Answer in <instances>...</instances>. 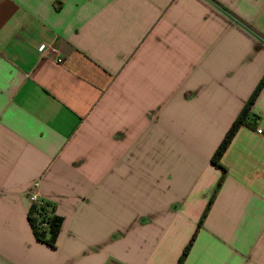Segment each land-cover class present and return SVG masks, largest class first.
Segmentation results:
<instances>
[{
    "label": "crops",
    "instance_id": "1",
    "mask_svg": "<svg viewBox=\"0 0 264 264\" xmlns=\"http://www.w3.org/2000/svg\"><path fill=\"white\" fill-rule=\"evenodd\" d=\"M252 34L264 0H0V264H177L194 236L185 264H264V88L212 163L264 78Z\"/></svg>",
    "mask_w": 264,
    "mask_h": 264
},
{
    "label": "trees",
    "instance_id": "2",
    "mask_svg": "<svg viewBox=\"0 0 264 264\" xmlns=\"http://www.w3.org/2000/svg\"><path fill=\"white\" fill-rule=\"evenodd\" d=\"M250 33H253V32H250ZM252 35H254V38L256 37L255 39H258L260 42L264 43V38L262 36L258 34L256 35L252 34ZM263 88H264V78L259 83L258 87L252 94L251 98L249 99L248 103L243 108V110L241 111L237 119L233 122L232 126L226 133L223 141L221 142V144L219 145L218 149L216 150L215 154L212 157V163L222 168L224 171H225V168L221 164V159L224 153L226 152L227 148L231 144L232 140L236 136L238 130L242 126H248V127L253 126L251 108L254 102L256 101V99L258 98L260 92L263 90ZM222 180H223V177L219 182V185H218L219 187L221 186ZM213 200H214V197L210 201V204L208 205L207 209L205 210L199 226H202L203 221L209 211L210 205L213 202ZM29 223L34 233V236L36 237L37 240H39L40 242L46 243L49 246H52V247L55 246L60 230L63 225V218L56 215L54 213L53 208H51L46 202L41 207L36 204H32L31 210L29 213ZM194 240H195V236L192 238L188 246L183 251V254L180 257L177 264H185L186 259L193 246Z\"/></svg>",
    "mask_w": 264,
    "mask_h": 264
},
{
    "label": "built area",
    "instance_id": "3",
    "mask_svg": "<svg viewBox=\"0 0 264 264\" xmlns=\"http://www.w3.org/2000/svg\"><path fill=\"white\" fill-rule=\"evenodd\" d=\"M49 52L54 53V54H58V50H56V49H54L52 47H49L48 49H45L43 51L44 54H47ZM56 61L59 64L63 63V59L62 58H59ZM258 133L262 134L263 131L262 130H258ZM38 187H39V183H36L34 185V190L30 193V200H31L32 204H36V205L41 207V206H43L45 204V201L43 199L39 198V194L37 193Z\"/></svg>",
    "mask_w": 264,
    "mask_h": 264
}]
</instances>
